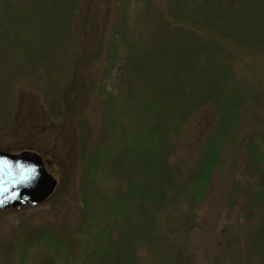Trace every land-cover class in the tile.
Wrapping results in <instances>:
<instances>
[{
  "label": "trees",
  "instance_id": "obj_1",
  "mask_svg": "<svg viewBox=\"0 0 264 264\" xmlns=\"http://www.w3.org/2000/svg\"><path fill=\"white\" fill-rule=\"evenodd\" d=\"M109 2L113 19L103 21L92 52L84 29L87 0H0L1 65L44 62L63 51L79 56L61 70L70 88L58 94L51 84L34 86V93L52 102L57 118L76 117V128H82L73 156L80 171L77 230L25 227L13 252L0 243L2 255H10L0 264H200L193 250L199 236L212 246L204 253L212 264H260L264 120L254 121L264 119V0H163L142 39L132 23L143 16L131 0ZM76 20L81 39L74 33ZM79 69L91 71L86 85L73 80ZM10 77L0 76L3 84ZM9 84L0 86V131L11 128L10 97L16 94ZM92 95L104 108L95 135L93 121L80 120L82 101ZM192 130L197 142L186 145ZM187 146L193 150L189 158L176 159ZM230 165L233 171L227 172ZM239 197L246 210H237L235 221L218 230L222 216L234 217ZM253 242L260 248L258 260L251 257ZM223 246L228 250L222 258ZM234 246L244 250L242 261Z\"/></svg>",
  "mask_w": 264,
  "mask_h": 264
},
{
  "label": "rangeland",
  "instance_id": "obj_2",
  "mask_svg": "<svg viewBox=\"0 0 264 264\" xmlns=\"http://www.w3.org/2000/svg\"><path fill=\"white\" fill-rule=\"evenodd\" d=\"M87 1L89 3L90 17L89 21L84 26V29H87L88 31L86 35V46L93 52V49H95L100 38L103 21L109 18V21H111L113 17L111 11V15L108 16L109 0ZM153 1H156L158 7L153 5ZM160 3H163V0H131V5L135 9L136 15L143 16L139 18L138 21H134L132 23L133 31L136 32L138 39H142V35L146 36L147 32L152 30V25H155L153 23L155 20L151 13L153 12L154 14L156 11L161 9ZM129 5L130 4L128 3V6ZM144 17L149 18V20H145ZM73 25L75 29L74 33L77 39H81L82 28L79 21L76 20ZM64 41L66 44V42H69V39ZM63 52V54H53L52 57L49 55L44 62H38L35 60H29L25 63L13 62V65H10L11 67L8 68L0 64V76L2 73L3 75L10 74L11 76V79L4 82V84L0 78L2 82L0 86L10 83L9 86L13 88L14 93L16 94L14 100H12L13 96L10 97V102L13 103L12 113L10 116V119L12 120L10 124L11 128L9 130L0 131V145L11 149L28 147L33 150H38L44 155V157L48 158L51 172L54 173L56 177L61 178V184L59 183L56 189V191H58L57 193L55 191L56 195L51 200L29 209L26 214H0V243H4L3 246L7 250H3L8 251V253L14 251L15 248H13V243L16 241L18 243L16 235L18 234L17 238L20 237V235H23V233H20L19 231L26 229L25 227H45L47 229L65 234L67 230L75 232L77 230L75 228L79 224L80 213L78 212V209L80 201L76 196V189L78 187L77 184H79L78 182L80 181V171L77 166L78 162L76 163L74 159L75 157L73 156H75V152L77 150L76 138L79 134H82V128H76L75 123L78 120L76 117L71 118L69 115H64L63 118H57L55 116L56 113H52L49 109L50 107L53 108L51 105L52 102H49V104L48 102L43 101L42 92H39L38 94L34 93V86L47 89L50 87H48V85L51 84L58 94L61 93V88L65 89L68 87V85L66 86V82L61 81V70L65 67V65H67V67L70 66V64L74 65L77 59L79 60L80 58L79 56L77 57L76 54H72V52L70 53V51L67 53L65 51ZM46 55H48V53ZM91 67L95 68L94 65ZM100 68L101 72H103L104 67L101 66ZM87 72L90 73L91 71H81L79 69L76 72L73 79L76 85L80 83L81 85L82 83L86 85L85 77L88 75ZM22 89L26 91H23ZM20 90L23 92L20 93ZM6 96V99L8 100L9 95ZM95 97L96 96L94 95L86 97V99L82 101L83 105L80 106V116H82L80 120L82 121L83 117H85L87 120L93 121L94 126L90 127V132L94 135L95 133L93 131H95V128H97V131L103 126L104 122V108L97 101V98L95 99ZM44 103H46L47 106L44 105ZM263 120L264 119L261 118L254 122L258 124L262 123ZM10 126L8 125L7 127ZM191 132L192 134L188 137V139H186V145L187 142H197L196 135H198V132L195 133L194 130ZM98 138V136L92 137V139ZM191 147L187 146L179 148V152L175 154V158L188 159L190 155L189 152H193ZM232 167L233 166L231 165L228 166L227 172H232ZM222 169L223 168L218 171L217 177L222 175ZM236 169L237 178H240L243 167L239 165ZM239 198L240 199L237 201L238 207L236 208L234 217L230 220L222 216L221 218L223 219L220 218L221 223L217 227L218 230H220L219 228L222 227V225L226 223L232 224L235 221L234 219L236 218L235 214H237V210L243 212L246 210L244 200L242 197ZM206 213L209 212L202 210L201 215ZM159 224H162V221H160ZM67 226L69 229H67ZM203 231L205 236H207L209 229H205ZM198 239L199 241L193 249L195 251L194 261L200 264H206V262L207 264H212L211 256H208V254L204 255L206 245H208L207 250L212 248V246L209 243L206 244L205 240H203V236L196 238V240ZM202 241L204 243H202ZM248 241H251V239ZM253 244L254 246H252ZM249 247L252 252V259L258 260L260 248L257 243L253 242L249 245ZM233 248L237 247L234 246ZM26 249H31L30 244H26ZM222 249H224L222 253L223 258L225 250L228 249L224 248V246ZM142 251L143 248L139 250L140 253ZM0 253V255L5 254V252L3 253L2 251ZM238 254H240L242 261L244 259V250L238 249ZM7 258H10L9 254L4 256L2 255L0 260L5 262L8 260ZM260 264H264V259L260 261Z\"/></svg>",
  "mask_w": 264,
  "mask_h": 264
},
{
  "label": "water",
  "instance_id": "obj_3",
  "mask_svg": "<svg viewBox=\"0 0 264 264\" xmlns=\"http://www.w3.org/2000/svg\"><path fill=\"white\" fill-rule=\"evenodd\" d=\"M59 185L43 156L33 150L0 149V214L15 213L47 201Z\"/></svg>",
  "mask_w": 264,
  "mask_h": 264
}]
</instances>
